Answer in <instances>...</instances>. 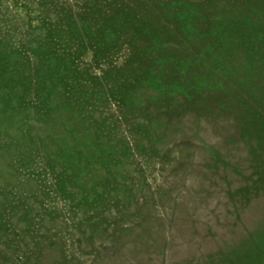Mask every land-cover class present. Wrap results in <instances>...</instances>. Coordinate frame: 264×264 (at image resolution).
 <instances>
[{
	"label": "rangeland",
	"instance_id": "rangeland-1",
	"mask_svg": "<svg viewBox=\"0 0 264 264\" xmlns=\"http://www.w3.org/2000/svg\"><path fill=\"white\" fill-rule=\"evenodd\" d=\"M0 83V264H264V0H0Z\"/></svg>",
	"mask_w": 264,
	"mask_h": 264
},
{
	"label": "trees",
	"instance_id": "trees-1",
	"mask_svg": "<svg viewBox=\"0 0 264 264\" xmlns=\"http://www.w3.org/2000/svg\"><path fill=\"white\" fill-rule=\"evenodd\" d=\"M110 22V24L113 25V15L107 18ZM9 81H18L16 77L7 76L5 78ZM3 85V84H2ZM27 87V86H26ZM21 87H18L16 85H9V88H1L0 83V92H2V96L0 97H6L7 99L16 97L18 95V90ZM59 88V84L55 81H47L39 86V89L41 90V93L44 95L46 99V106L47 108L52 111V116L48 117V120L54 121L55 125L60 128L67 129L68 132L65 130V135L60 137L57 135L56 139L49 140V143H47L46 150L49 153H53L58 159L60 158H66L64 160H85V158H91L95 155V149L88 145L87 141L84 140V134L82 133V130L77 128L79 120L82 121L80 117H77L78 120L71 115L64 114L63 112L67 109H72L73 107L70 105V102L68 99L64 98L62 103L60 105H54L50 101V95L54 92H56ZM26 91H31L33 88H26L23 89ZM73 118V119H72Z\"/></svg>",
	"mask_w": 264,
	"mask_h": 264
}]
</instances>
